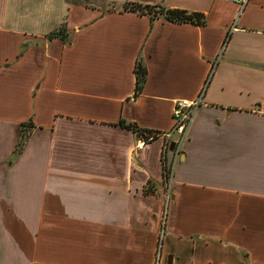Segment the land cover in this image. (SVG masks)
Returning <instances> with one entry per match:
<instances>
[{
	"label": "crops",
	"instance_id": "0c3cea01",
	"mask_svg": "<svg viewBox=\"0 0 264 264\" xmlns=\"http://www.w3.org/2000/svg\"><path fill=\"white\" fill-rule=\"evenodd\" d=\"M97 1L0 0V264H155L165 211L158 264H264V0ZM200 91L166 200L161 139L126 124Z\"/></svg>",
	"mask_w": 264,
	"mask_h": 264
},
{
	"label": "built area",
	"instance_id": "2783aa9c",
	"mask_svg": "<svg viewBox=\"0 0 264 264\" xmlns=\"http://www.w3.org/2000/svg\"><path fill=\"white\" fill-rule=\"evenodd\" d=\"M234 1V0H230ZM247 0H240L239 10L245 5ZM203 104V92L200 91L199 94L194 98H180L175 100L172 109V125L171 128L166 132L152 131L148 137H142L135 134L136 143L135 149L141 150L146 143L154 141L158 138L161 139V169L162 178L166 188V200H168L172 180L174 176L175 166L177 160L180 157L182 144L187 138V132L195 115L197 109ZM173 142V148L170 149V145ZM166 217V211L164 212ZM155 264H158L159 256L155 260Z\"/></svg>",
	"mask_w": 264,
	"mask_h": 264
},
{
	"label": "trees",
	"instance_id": "16d2710c",
	"mask_svg": "<svg viewBox=\"0 0 264 264\" xmlns=\"http://www.w3.org/2000/svg\"><path fill=\"white\" fill-rule=\"evenodd\" d=\"M122 10L129 12H137L139 14H148L151 18L160 16L168 21L176 22V23H191L195 25H205V16L203 13L188 12L186 10L178 9V8H167L162 5H143L140 3L128 2L123 4ZM65 31L66 28L64 24H62L58 29L50 32L49 37L56 35L65 37L64 34ZM134 73H135L134 95L136 96L142 91L147 76L146 67L140 58L137 59L135 63ZM21 126L23 128L21 127L20 130L19 140L15 148L16 151H20L21 148L23 147L24 142L28 135V129L32 127V122L31 120H28L26 122H23ZM126 127L131 129L135 134L140 135L142 137H148L150 134H152L153 131L147 128H141L133 122L126 124Z\"/></svg>",
	"mask_w": 264,
	"mask_h": 264
},
{
	"label": "rangeland",
	"instance_id": "374dc122",
	"mask_svg": "<svg viewBox=\"0 0 264 264\" xmlns=\"http://www.w3.org/2000/svg\"><path fill=\"white\" fill-rule=\"evenodd\" d=\"M90 1V0H89ZM98 3H101V4H103V1L101 0V1H97ZM252 4H254V3H252ZM107 6V9L108 8H112V6H110V5H106ZM244 6H246V3H245V5ZM244 6L241 8V10H239V12L237 13V19L239 18V16L241 15V12L243 11V9H244ZM251 6V5H250ZM237 21V20H236ZM178 161H179V159L177 160V163H178ZM174 177V176H173ZM165 216H164V213H163V215H162V217H161V224H160V233H159V244H158V248H157V250H156V258H155V260L157 259V256H159V252H160V247H161V245H162V242H163V240H164V227H165V224H164V220H165ZM183 260L184 261H186V258L185 257H183ZM156 262V261H155Z\"/></svg>",
	"mask_w": 264,
	"mask_h": 264
},
{
	"label": "water",
	"instance_id": "95a60500",
	"mask_svg": "<svg viewBox=\"0 0 264 264\" xmlns=\"http://www.w3.org/2000/svg\"><path fill=\"white\" fill-rule=\"evenodd\" d=\"M173 148V142L171 143V145H170V149H172Z\"/></svg>",
	"mask_w": 264,
	"mask_h": 264
}]
</instances>
